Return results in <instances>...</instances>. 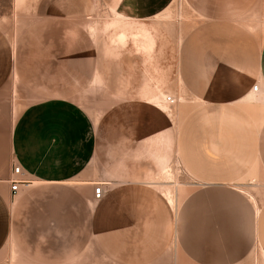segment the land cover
I'll return each mask as SVG.
<instances>
[{
  "label": "crops",
  "instance_id": "1",
  "mask_svg": "<svg viewBox=\"0 0 264 264\" xmlns=\"http://www.w3.org/2000/svg\"><path fill=\"white\" fill-rule=\"evenodd\" d=\"M169 1L121 6L139 23ZM182 2L197 21L178 79L198 101L179 108L177 148L193 181L167 206L123 182L108 185V214L97 212L105 189L96 200L83 180L95 137L65 97L80 78L68 54L79 32L52 21L34 43L32 22L17 36L0 27V264H264V0ZM18 92L39 99L12 120ZM13 165L27 180L16 194Z\"/></svg>",
  "mask_w": 264,
  "mask_h": 264
},
{
  "label": "rangeland",
  "instance_id": "2",
  "mask_svg": "<svg viewBox=\"0 0 264 264\" xmlns=\"http://www.w3.org/2000/svg\"><path fill=\"white\" fill-rule=\"evenodd\" d=\"M129 1L0 0V27L12 35H19L32 22L35 43L36 31L52 21L79 32L68 54L80 78L66 81L72 91L65 97L89 120L95 137L96 151L86 164L83 180L90 179L93 188L104 187V197L96 205L100 214H108V185L139 181L167 206L177 187L193 181L177 148L182 124L178 113L181 105L198 99L181 92L185 88L178 79L177 56L196 16L182 0H171L161 13L144 15L138 23L130 18L135 15L122 11L121 5ZM50 64L59 68L54 74L60 73L59 62ZM64 65L71 70L69 63ZM167 95L175 102L167 103ZM13 96L12 120L20 108L39 99L19 92Z\"/></svg>",
  "mask_w": 264,
  "mask_h": 264
},
{
  "label": "built area",
  "instance_id": "3",
  "mask_svg": "<svg viewBox=\"0 0 264 264\" xmlns=\"http://www.w3.org/2000/svg\"><path fill=\"white\" fill-rule=\"evenodd\" d=\"M257 88L258 86L255 84L252 87V90L256 91ZM165 101L167 103H174L175 98L171 95H167L165 97ZM9 183H10V191L12 192V194H16L20 190L21 186L27 184V180L23 178V172L19 165H13ZM93 196H94V199L100 200L103 197V189L99 186L94 187Z\"/></svg>",
  "mask_w": 264,
  "mask_h": 264
},
{
  "label": "bare ground",
  "instance_id": "4",
  "mask_svg": "<svg viewBox=\"0 0 264 264\" xmlns=\"http://www.w3.org/2000/svg\"><path fill=\"white\" fill-rule=\"evenodd\" d=\"M258 86V85H257ZM253 91V90H252Z\"/></svg>",
  "mask_w": 264,
  "mask_h": 264
}]
</instances>
